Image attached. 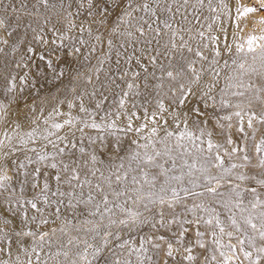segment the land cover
<instances>
[{
  "label": "snow or ice",
  "instance_id": "6c2138e0",
  "mask_svg": "<svg viewBox=\"0 0 264 264\" xmlns=\"http://www.w3.org/2000/svg\"><path fill=\"white\" fill-rule=\"evenodd\" d=\"M197 3L203 6L204 0H197ZM38 6L55 10L57 17L62 16L67 21V32L78 28L81 36L87 32L91 37L93 26L99 30L108 27L110 21L115 25L111 29L113 32L126 26L119 35L129 38L127 47L125 44L120 47L125 48L126 53L127 48L132 51L124 60L126 67L121 70L120 59H117L116 73L106 76L105 80L99 76L104 60H100L101 68L92 75L82 76L77 72L74 80L83 79L86 86H91V91L79 90L77 85L68 90L71 100L67 94L64 99H58L43 121L49 125V120H53L43 135L48 144L40 151L29 149L36 154L35 161L25 156L29 163L50 162L46 166L57 170L54 180L58 187L53 195H67L69 207L75 209L83 204L87 209L92 205L83 221L84 225H90L83 231L92 233L91 241L69 238L55 255L44 252L42 256L44 244L51 246V237L57 229L39 232L29 225L39 228L50 223L45 215L46 208L38 206L39 202L45 206L51 204L47 195L49 182L45 180L42 186L39 184V167L31 174L23 172L22 183H27L31 175V186L39 187L40 193L22 201L10 190L13 178L8 175L7 164L10 156L30 142L35 143L37 130L21 134L17 124L13 135L5 132L0 139V195L7 193L0 200V264H49L61 255L64 259L56 260V264H100L101 261L103 264H264V193L258 191V188L264 190V34L249 35L243 43H235L233 53V45L227 42L226 28H220L222 37H205L203 32H197L201 41L208 40L213 45L206 55L209 43H203L194 51L184 40L183 33L192 30L182 23L188 21L189 0H59V3L36 0L32 5L36 12L29 9L27 0H19L18 4L10 0L7 7L0 0V13H3L0 15V54L7 57L24 48V54L14 64L16 69H27L19 77L20 91L28 82L29 73H33L34 78H47V70L58 77L65 75L55 67L51 53L70 46V53L57 57V62L65 64L74 63L81 54L75 39L62 32L50 17L44 16L43 24L52 23L48 31L55 39L51 41L42 35L43 26L39 30L32 27L35 19L25 20L26 16L39 15ZM220 7L228 9L223 0ZM209 8L216 11L211 7V0ZM257 11L264 12V0H260L259 9L237 6V16L233 19L229 15L228 20L239 29L240 17ZM77 17L82 18L79 25L74 22ZM260 23L264 24V20ZM165 36L167 40L161 44ZM94 38L100 40L99 35ZM64 41L72 43L65 45ZM33 42L45 46L42 54L36 53L38 60L34 56ZM78 43L83 46L87 41L79 39ZM221 43L223 50L219 47ZM108 46L111 49V40ZM178 49L180 58L174 62L173 53ZM185 50L194 58L185 56ZM95 51V47L90 49V52ZM222 53L228 56L223 64ZM133 62L139 70L131 69ZM12 66L6 61L4 70ZM254 76L256 80L252 79ZM4 79L7 85L3 95L7 102L0 100V118L16 101L15 96L8 97L18 90L16 75L8 73ZM109 92L118 97L114 99L115 111L98 123L94 119L95 112L85 107L84 96L99 97L95 105L99 109ZM59 105H66L69 111L61 113ZM74 107L84 114L83 118L72 115ZM59 115L67 118L56 122L53 118ZM64 129L67 130L64 135H58ZM86 129L96 130L97 136L89 135ZM129 134L135 136L131 140L134 149L121 158V140ZM14 140L17 142L13 143ZM85 140L91 148L89 152H85ZM141 140L144 143H140ZM48 145L53 151L46 150ZM77 148L79 157L73 151ZM101 157L107 158V165ZM24 168L26 165L21 162L16 170ZM85 168L87 173L81 180L80 173ZM102 168H106L107 174ZM97 173L101 182L94 188L99 200L92 192L81 199L75 189H82L86 184L91 187L87 177H96ZM130 173L136 175L131 176L129 186ZM61 174L67 177L63 182L73 191H60ZM105 184L109 190L107 194ZM114 184L117 187H113ZM109 196L124 199L110 201ZM72 200L76 203L72 204ZM25 205L30 206L32 215ZM59 205L58 200L51 213L57 218H60ZM114 209L122 216L113 219L108 215ZM9 216L19 219L22 227L14 226ZM89 216L100 219L98 222L89 220ZM106 217L107 225L104 224ZM113 227L129 232L147 227L150 232L140 236L137 246L123 239L119 232L111 231ZM59 231L64 234L63 228ZM206 236L210 239L206 240ZM25 237L32 238L28 247L22 243ZM112 241L119 243L109 247ZM13 245L17 246V252L23 253L24 261L19 255L12 259ZM160 256L162 260L158 262L155 257Z\"/></svg>",
  "mask_w": 264,
  "mask_h": 264
},
{
  "label": "rangeland",
  "instance_id": "374dc122",
  "mask_svg": "<svg viewBox=\"0 0 264 264\" xmlns=\"http://www.w3.org/2000/svg\"><path fill=\"white\" fill-rule=\"evenodd\" d=\"M227 1V0H226ZM224 4L228 5L227 10H222V8L219 6L213 4L212 8H216L217 10H221L225 16L227 15L226 12L229 10L231 11V17L235 19L237 16L236 13V8L239 6L240 8L244 7H255V8H260V5L254 1V0H231V3L226 2ZM3 4L5 7H7L8 3L10 0H2ZM12 3L18 4L19 0H11ZM29 4V9L33 12H36L37 9L32 8V5L36 3V0H27ZM245 2H248L249 4H246ZM50 3H59V0H50ZM258 8V9H259ZM189 10L195 12L196 16L191 20V26L192 28H195L199 32H203L205 36L210 37V36H217V37H222L223 33L220 32V28L224 27L227 29V42L229 44L233 45V53L235 52V43H243L249 35H255L254 31L252 30L253 28V20L255 18L254 14H248L246 16L240 17L238 23L240 25V28H236L230 20H225L223 22V25H219V16L221 15L218 13V16H215L211 22V25L209 26L208 29L205 28H200L199 27V20L203 14H205V9L203 6L200 5L198 7L195 4H189L188 7ZM74 11V9H72ZM38 12L39 15L35 18L33 17H25L26 21L32 22L35 19V22L32 23L33 28H37L39 30L40 26L44 27V31L42 35L49 41L55 39V36L51 31H48L52 27V23L56 24L57 27L62 31L65 32L67 35L73 37L75 39V43L77 47L81 48V54L79 55V58L75 60L74 63H60L57 62V57H62L65 55L66 52L70 53L71 52V47H62L60 48L57 52L51 53V58L53 59L55 63V67L59 69L60 71H63L65 73L64 76L58 77L56 73H54L52 70H47V78L44 77H39V78H34L33 73H29V80L27 83H25L23 87V91H20L19 88L20 82H19V77L23 76L26 72L27 69H16L14 67V64L17 60L20 59V57L24 54V48L21 47L20 51L16 52L14 55L11 53L9 56L4 57L3 54H0V100H5L7 102L6 98L3 95L4 89L7 85V81L4 79V76L10 73L11 75H16L17 76V85H18V90L15 93L10 94L8 99H11L12 96L16 97V101L12 103L8 109V113L3 115V118H0V139L4 138V133L8 132L9 135H13V129L16 127L17 124L20 125L19 132L21 134L25 132L32 131L33 129L37 130V136L35 139V143H29L23 150L17 152L15 155L10 156L7 164H8V175L11 176L12 182L10 184V190L13 192L14 196L17 198H20L22 201L23 200H30L33 197L39 195L40 193V188H33L32 185V179L31 175L28 178L27 183H22L24 180L23 172L27 171L30 174L32 173L33 169L39 167L41 168V175L38 178L39 179V184L42 186L45 180H48L49 182V192L47 193L49 200L51 201L50 206H45L42 202L38 203L39 207L46 208L45 215L48 217L50 223L48 225L40 226L37 228L35 225H29V227L33 231H39V232H45L49 231L52 228L57 229L55 235L51 237V246H49L48 243H45L43 246V252L41 253L43 256L44 252H51L53 255L60 249L61 244H66L69 238H77L79 237L80 239H88L91 241L92 239V233L85 234L83 231L84 227H89L90 225H84L83 221L85 219L86 211L92 208V205H89L88 208L86 209L83 204H81L77 208H72L69 207V200L70 198L65 195L63 197L53 195V193L57 190V183L54 180V176L57 173L56 169H53L51 167H47L46 165L50 162H45L44 164H37L35 162L29 163L27 160H25V156H30L32 157L33 161L36 160V154L30 151L29 149L35 148L37 151H40L44 149V146L48 144L47 140L43 139V135L45 133V129L49 127V125L53 122V120H49V125H45L43 123L44 119L48 117L49 113L52 111L53 105L56 104V101L58 99L62 100L64 99L65 95H68V99L71 100L72 94L68 91L71 89L73 86H77L79 90H83L87 88L88 91H91V86H86L84 84L83 79L80 81L74 80V77L77 72L81 73L82 76H88L92 75L97 71L98 68H101L100 65V60H104V63L102 65V69L99 71V76L101 80H105L106 76L112 75L116 73V61L117 59H120V67L121 70L126 67L124 64V60L126 59L127 53H130L132 51L131 48H127V53L125 52V48H121V44H125L127 47V41L128 37L126 36H121L119 35V31H123L124 27L126 26H120L118 31L113 32L111 29L115 27L114 24L109 22L108 27H101L99 30H97L96 26H93V35L90 37L87 32H85L82 36L79 34V30L74 29L72 32L68 33L67 32V21L63 20V17H57L55 14V10H46L43 8V6H38ZM3 13H0L2 15ZM47 16L51 18L52 23L44 25L43 24V17ZM81 17H77L75 19V23L77 25L80 24L81 22ZM217 19L216 22H214ZM240 29H243L242 31ZM20 34H23V29L20 30ZM234 34H236V38L234 39ZM31 30H29V36L28 39H31ZM99 35L100 40L97 41L95 40V36ZM184 40L187 42H190V36L189 35H184ZM79 39H84L87 41L86 45L81 46L78 41ZM179 39V37H177ZM108 40L112 41V47L109 49L108 46ZM166 40H163V43ZM59 43V41L57 42ZM72 41H64L65 45H70ZM203 43H209L208 40L202 41V44L199 46L202 47ZM33 47L35 49V59L38 60V55L36 53H43L45 50V46L43 44H36L33 42ZM53 48H55V45H52ZM95 47L96 51L95 52H90V49ZM139 47V45H137ZM213 47L211 43H209V49L205 50V54L208 55L210 49ZM219 47L221 50H223L224 45L221 43L219 44ZM109 54L106 56L105 54ZM117 53H120L121 55L118 56ZM110 56V59H109ZM223 58L221 59V64H223V60L227 59L228 56L227 54L222 53ZM87 57V59H85ZM71 59V57H69ZM8 62L10 65H13L12 67H9L6 71L4 70V65L5 62ZM231 61H229L230 63ZM197 67H199V64H197ZM132 70H139L136 66V64L133 62L131 65ZM158 75V74H157ZM247 79V78H246ZM253 80H256L257 78L254 76L252 77ZM118 83H122V81H117ZM223 83V81L221 82ZM117 92L119 91L118 89L116 90ZM108 99L103 102L102 107L99 109L95 108L96 103L99 101V97L96 99H92L89 96L85 95L84 96V105L86 108L93 110L95 112L94 119L99 123L101 122L102 118H105L108 116L110 112L115 111V103L114 99H118V97H114L112 92L107 93ZM78 105V101L76 102ZM60 107V112L61 113H66L69 110L67 109L66 105H59ZM32 109H35L33 111ZM72 115L75 117H84V114L80 113L78 111V107H74L71 109ZM67 117L65 115H59V116H54V120L56 122H63ZM35 121L36 123H33ZM136 123H140V121H136ZM122 126V125H121ZM67 130H61V132L58 133V135H64V133ZM89 135H92L94 138L97 136L96 130H85ZM79 133H77V137H79ZM100 135H104L103 133H100ZM52 139H55V136L51 137ZM135 136L133 134H129L128 136H124L121 140V148L119 152V156L121 158H125L129 155V153L134 149V145L131 144V140L134 139ZM109 139H113L112 137H109ZM257 140H259V136H257ZM17 141L14 140L13 143H16ZM99 143V140L97 141ZM140 143H144V141H140ZM62 146V145H61ZM85 148V152L91 151V148L88 144V141L85 140L83 144ZM79 147V145H78ZM48 152L53 151L50 145H48L47 149ZM75 152L76 157L80 156V153L78 151V148L76 150H73ZM102 159H105V165H107L108 160L106 157H101ZM65 159L67 160L68 157L66 156ZM113 160H115V157H113ZM13 161H16V163H13ZM24 163L26 165V168L20 169L17 171V164L18 163ZM127 163V161H126ZM226 163H227V158H226ZM168 165H166L167 167ZM177 167L179 168V163L177 164ZM102 170L105 171V174H107L106 168H102ZM215 171V170H213ZM87 173V169L81 170L80 176L81 180L84 179L85 175ZM62 175V181L59 184V189L62 192H70L73 191L71 188L68 187L66 183L63 181L67 179V177L63 174ZM136 175V173H130L129 174V186H130V181H131V176ZM88 180L91 181V187L89 185H84L82 189H75L76 194L81 198V199H86L87 195L89 192H92L93 195L97 196V200H99V195H97L95 191V184L99 181V173H97L96 177H93L91 175H88ZM114 179V178H113ZM161 180L163 177L160 178ZM73 183H76L73 181ZM254 187H258L255 184H252ZM113 187H117V185H113ZM105 188V194L108 193L107 185H104ZM258 191H261L264 193V190H261L258 188ZM7 195V193H4L3 195H0V200H3L4 197ZM264 198V197H262ZM110 201H117V202H122L123 197H120L119 199L114 196H109ZM60 201V218H57L51 213L54 211V209L57 207V201ZM189 202L191 200L189 199ZM72 204H75L76 201L72 200ZM25 208L29 209V215H32V210L30 209L29 205H25ZM101 211H103V208H101ZM111 217L113 219H116L118 217H121L122 214L120 213L119 210L114 209V212L111 214ZM224 219V217H221ZM9 219L13 221L14 226L16 227H22V224L19 219L14 218L9 216ZM89 220L93 221H99L100 217H88ZM67 221V223H66ZM104 224H108V219L107 217L104 219ZM63 228L64 229V234H62L59 230ZM81 229V231H77L76 229ZM113 232H119L121 237L123 239H129L131 243L134 245L138 246L139 238L143 234H148L150 230L145 227L139 231H132L129 232L127 229H122V228H117L113 227L111 229ZM210 239V236H206V240ZM24 247H28L29 245L32 244V238L30 237H25L22 241ZM119 241H112L109 244V247H115L116 244H118ZM80 248H83V244L79 245ZM39 251V249H37ZM72 251H75V248H72ZM107 254V250L105 252ZM19 255L21 261H24L26 258L24 257L22 252H17V246L13 245V256L12 259L14 260L16 256ZM69 255H71V251L69 252ZM155 256V253H153ZM35 260V257H33ZM64 257L61 255L59 257H56V260H63ZM155 259L159 262L162 260V256L160 257H155ZM56 260H51L49 261V264H56ZM100 264H103L101 261Z\"/></svg>",
  "mask_w": 264,
  "mask_h": 264
},
{
  "label": "bare ground",
  "instance_id": "6f19581e",
  "mask_svg": "<svg viewBox=\"0 0 264 264\" xmlns=\"http://www.w3.org/2000/svg\"><path fill=\"white\" fill-rule=\"evenodd\" d=\"M226 0H223V3H225ZM256 1L259 5H260V0H254ZM228 2V0L226 1ZM215 3V5L217 6V8H219V6L221 5V0H211V7L213 6V4ZM229 3H231V0H229ZM246 4H249L248 2H245ZM189 4H195L198 7H200V5L197 3V0H189ZM203 7L205 9V14H203L199 20V27L200 28H205L208 29L209 26L211 25L212 20H214L213 18L215 16H218V13L222 12L221 10H217V11H211L209 8V0H204V4ZM259 8V7H258ZM257 8V9H258ZM221 15L219 16V25H223V22L225 20H228V16H231V11L229 10L228 12H226V16L224 14L223 17V13H220ZM254 14L255 18L253 20V28L252 30L254 31L255 35H261L264 34V24L260 23L261 20H264V12L261 11H257ZM196 16L195 12L191 11L188 9V21H182L183 25L186 28H191V32L185 31L184 35H189L190 36V42H187L188 45L190 47L193 48V50L195 51L198 47H200L199 45L202 44V41L200 40V37L197 35V31L195 28H192L191 24L189 23V21L191 22V20ZM217 19L214 21L216 22ZM207 37V36H205ZM163 40H167V37L165 36L162 40H161V44H163ZM179 39H177V43L179 44ZM180 50L178 49L176 52L173 53V56L175 57L174 62L178 61L180 58ZM185 56H187L189 59L194 58L192 53H188L186 50L183 53ZM163 63H166V61H162ZM157 74L160 75L159 71L157 70Z\"/></svg>",
  "mask_w": 264,
  "mask_h": 264
}]
</instances>
